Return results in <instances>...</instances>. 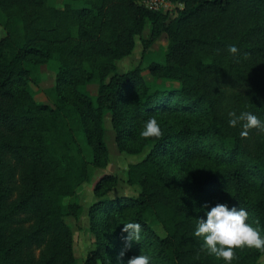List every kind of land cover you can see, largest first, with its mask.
<instances>
[{
	"label": "trees",
	"instance_id": "16d2710c",
	"mask_svg": "<svg viewBox=\"0 0 264 264\" xmlns=\"http://www.w3.org/2000/svg\"><path fill=\"white\" fill-rule=\"evenodd\" d=\"M170 1L171 9L151 10L140 0H0V264H75L64 218L82 207L63 198L90 167L107 166V112L120 152L149 150L126 170L137 195L89 206L94 247L82 264H127L140 254L150 264H224L194 236L196 219L217 203L244 208L264 234V133L241 138L228 124L230 111L264 121V0ZM161 35L162 61L116 70L136 37L145 54ZM49 62L51 103L31 88ZM144 71L171 84L151 86ZM150 117L162 138L140 136ZM115 182L104 174L94 193ZM128 222L141 224V240L121 257ZM262 252L238 249L232 264H257Z\"/></svg>",
	"mask_w": 264,
	"mask_h": 264
},
{
	"label": "rangeland",
	"instance_id": "374dc122",
	"mask_svg": "<svg viewBox=\"0 0 264 264\" xmlns=\"http://www.w3.org/2000/svg\"><path fill=\"white\" fill-rule=\"evenodd\" d=\"M61 0H56V3H60ZM4 34V29L0 26V37ZM149 34V24L146 23L143 30V37H147ZM167 39L165 35H161L156 39L151 46L143 54L142 45L140 39L136 37L135 46L132 52L116 61V67L118 72H123L136 67L138 64H142L143 67L147 66L151 60L162 61L163 51ZM56 72V65L53 62H49L47 65L40 66L35 77L37 78L36 84L31 83V88L36 100L41 102L51 103V100L47 96L46 90L54 85V78ZM145 79L151 86H166L171 82H163L159 79H154L147 71H144ZM174 84V83H172ZM175 85V84H174ZM91 93L96 90V84L89 86ZM105 127V143L108 148V163L105 168L90 167V178L82 183L73 196H67L63 198L64 203L77 202L82 207V212L78 218L73 216H66L65 222L71 227L73 232V248L75 255V264H82L85 259L86 253L89 249L94 247V238L89 230V222L87 210L89 206L102 198H110L116 196H135L139 192L137 185H130L126 182V170L128 164L139 161L148 152L149 148H144L138 154H128L120 152L117 149L114 141V130L110 123V114L107 112L104 116ZM80 142H82L80 140ZM104 174L113 175L116 178L115 184L104 191L101 195L94 193V188L99 181L100 177ZM155 230L164 235L160 225L155 224ZM259 264H264V251L262 257L259 259Z\"/></svg>",
	"mask_w": 264,
	"mask_h": 264
},
{
	"label": "clouds",
	"instance_id": "9594fccd",
	"mask_svg": "<svg viewBox=\"0 0 264 264\" xmlns=\"http://www.w3.org/2000/svg\"><path fill=\"white\" fill-rule=\"evenodd\" d=\"M228 52L236 57L239 49L231 45ZM228 124L230 127H241V138H247L253 129L264 133V121H261L255 114L249 111H236L228 113ZM140 136L144 139H160L163 136L161 127L155 117H150L143 122ZM249 215L244 208L239 210L236 207L229 208L226 204L217 203L206 213V219H196L194 236L202 239L201 251L224 264H232L237 259L238 249H255L264 251V234L259 227H254L248 222ZM259 224V221H254ZM122 232L128 233L125 238V246L120 256L131 248L133 241L141 240L142 226L137 222L123 224ZM199 258V254L197 257ZM127 264H150L147 255L132 256L127 260Z\"/></svg>",
	"mask_w": 264,
	"mask_h": 264
},
{
	"label": "built area",
	"instance_id": "2783aa9c",
	"mask_svg": "<svg viewBox=\"0 0 264 264\" xmlns=\"http://www.w3.org/2000/svg\"><path fill=\"white\" fill-rule=\"evenodd\" d=\"M141 3L151 10H168L174 7L170 0H140Z\"/></svg>",
	"mask_w": 264,
	"mask_h": 264
},
{
	"label": "crops",
	"instance_id": "0c3cea01",
	"mask_svg": "<svg viewBox=\"0 0 264 264\" xmlns=\"http://www.w3.org/2000/svg\"><path fill=\"white\" fill-rule=\"evenodd\" d=\"M55 4L57 7H61L62 6V0L60 1V3H56V0H54ZM262 255H263V252H262ZM262 255L259 257V259L262 257ZM259 259H258V263L259 264Z\"/></svg>",
	"mask_w": 264,
	"mask_h": 264
}]
</instances>
